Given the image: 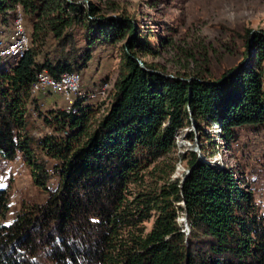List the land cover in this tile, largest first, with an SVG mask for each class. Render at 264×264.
I'll return each instance as SVG.
<instances>
[{
  "label": "trees",
  "instance_id": "1",
  "mask_svg": "<svg viewBox=\"0 0 264 264\" xmlns=\"http://www.w3.org/2000/svg\"><path fill=\"white\" fill-rule=\"evenodd\" d=\"M101 4L0 0V23L12 24L20 9L29 27L27 50L0 71V156L11 159L20 151L35 182L43 183L44 164L28 133L30 103L48 126L34 142L56 160L51 169L59 179L44 202L21 206L7 223L0 220V264H264V213L231 166L209 163L190 149L185 172L168 180L172 164L165 169L158 162L190 123L197 130L217 125L227 142L244 123L264 125V31L246 29L253 51L247 47L241 60L216 77L168 76L140 66L138 59L155 69L141 56L157 50L131 15L121 7L103 11ZM110 5L113 10L117 3ZM77 29L82 44L76 43ZM47 38L52 44H45ZM117 42L119 72L104 108L87 94L71 111L38 107L31 91L38 73L59 78L78 72L96 46ZM150 163L148 173L159 169L161 182L150 190L140 187L131 207L127 185L139 187ZM6 207L0 188V218ZM177 211L187 232L176 222ZM150 216L143 233L138 224Z\"/></svg>",
  "mask_w": 264,
  "mask_h": 264
},
{
  "label": "rangeland",
  "instance_id": "2",
  "mask_svg": "<svg viewBox=\"0 0 264 264\" xmlns=\"http://www.w3.org/2000/svg\"><path fill=\"white\" fill-rule=\"evenodd\" d=\"M94 1L102 2L103 11L112 13L121 7L131 15L135 25H138L141 33L146 34L157 50L154 54H143L141 58L152 63L155 70H163L169 75H187L196 72L216 77L224 68L233 66L241 60L247 47L251 52L253 51L251 46H247L244 37L246 29L249 34L254 31H264V0ZM109 2L117 3L112 8L113 10L110 9L112 5L108 6ZM7 23L6 26L5 23H0V27H4L6 38L10 36L13 26L10 20ZM23 26L27 33L29 27L24 18ZM74 37L77 44L83 43L78 29L74 31ZM49 43L52 44V40L47 38L45 44ZM37 57L40 58V54ZM17 59L18 57L13 55L3 57L0 59V70L10 68ZM119 63V42L115 45H98L93 50L86 66L78 71L81 90L97 93V99L91 102L99 105V110L108 104L113 82L118 76ZM95 79L97 81L94 87L89 88L90 81ZM53 99H56L58 107L66 104L65 99L59 93L46 92V101L50 103ZM27 107L31 114L27 122L28 133L32 136L30 144L39 157L36 159L44 164L46 177L43 183L37 184L33 179L30 165L18 150L11 159L0 156V188L6 191L7 203L3 217L0 218L3 223L9 222L14 212L21 206L33 202H44L50 190L56 187L59 181L51 169L56 160L42 154L34 142L39 135L48 130V126L41 120V117L32 114L30 103ZM91 118L93 121L95 115ZM198 126L197 130L195 124L190 123L179 129L174 135L173 146L169 152L162 159H158V162H161V168L166 169L172 164L168 180L182 176L186 170L188 151L194 150L196 156L202 160L218 166H231L237 172L238 177L243 180L244 185L250 188L257 211L264 213V125L244 123L235 128L236 137L230 142L219 138L217 125L200 124ZM189 132L192 135L190 138L187 137ZM199 136L207 139H200ZM151 165L152 163L143 169L142 172L145 174L139 182V187L134 182L127 185L126 196L128 200H131L129 206L134 205L133 197L140 187L150 190L160 184L159 169L148 173ZM172 204L174 205V202ZM177 212L176 222L184 232H187L188 224L180 211ZM151 224L152 216L138 226L144 233L149 230ZM125 234L126 230H123L121 235L125 236Z\"/></svg>",
  "mask_w": 264,
  "mask_h": 264
},
{
  "label": "bare ground",
  "instance_id": "3",
  "mask_svg": "<svg viewBox=\"0 0 264 264\" xmlns=\"http://www.w3.org/2000/svg\"><path fill=\"white\" fill-rule=\"evenodd\" d=\"M20 28H22V31H20ZM2 32L4 33V31L0 29V59L7 55H13L18 58L22 56L28 48L29 41L26 30L23 26V17L20 9L17 10L16 16L13 19V26L10 36L6 38L5 33L3 34ZM20 44L21 51L11 50L15 46H20ZM43 84H46V89H43ZM57 90H60V94L66 101L64 106L66 111L74 110L73 104L78 97H82L87 94L89 100L92 101L97 99V93L95 91L86 93L81 90L79 86L78 72L65 73L59 78H54L50 76L47 71H42L35 76V80L31 87L32 93H35L36 91L57 92ZM67 95L72 96H69L68 98Z\"/></svg>",
  "mask_w": 264,
  "mask_h": 264
},
{
  "label": "crops",
  "instance_id": "4",
  "mask_svg": "<svg viewBox=\"0 0 264 264\" xmlns=\"http://www.w3.org/2000/svg\"><path fill=\"white\" fill-rule=\"evenodd\" d=\"M96 81H97V79L90 81V84L88 85L89 88L94 87V83H96ZM46 92H50V91H36L35 93L32 94V97H34V99L36 100L38 107L40 108V105H42V107L40 108L41 110L44 109V107L45 108L46 107L47 108L48 107H58L59 105L56 104V99L51 100L50 103L46 101ZM52 93H54V92H50V94H52ZM64 106H65V104H64ZM64 106H62V107H64ZM33 113L35 114V111Z\"/></svg>",
  "mask_w": 264,
  "mask_h": 264
},
{
  "label": "built area",
  "instance_id": "5",
  "mask_svg": "<svg viewBox=\"0 0 264 264\" xmlns=\"http://www.w3.org/2000/svg\"><path fill=\"white\" fill-rule=\"evenodd\" d=\"M20 31H22V28H20ZM11 50H18V51H21V44H20V46H15L13 49H11ZM79 73V72H78ZM79 80H80V75H79ZM76 83V82H75ZM61 87H65V86H61ZM43 89H46V84H43ZM57 93H59L60 94V90H57ZM61 95V94H60ZM68 96V98H69V96H72V95H67Z\"/></svg>",
  "mask_w": 264,
  "mask_h": 264
},
{
  "label": "water",
  "instance_id": "6",
  "mask_svg": "<svg viewBox=\"0 0 264 264\" xmlns=\"http://www.w3.org/2000/svg\"><path fill=\"white\" fill-rule=\"evenodd\" d=\"M138 62H139V64H140V66L142 67V68H144L145 70H149V71H152V72H159V71H157V70H155V69H150V68H146V67H144L143 66V64L141 63V61L138 59ZM159 73H161V72H159ZM162 75H168L169 76V74H166V73H161Z\"/></svg>",
  "mask_w": 264,
  "mask_h": 264
}]
</instances>
